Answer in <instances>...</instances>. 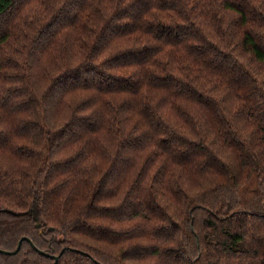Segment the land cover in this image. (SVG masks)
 Here are the masks:
<instances>
[{
    "label": "trees",
    "instance_id": "trees-1",
    "mask_svg": "<svg viewBox=\"0 0 264 264\" xmlns=\"http://www.w3.org/2000/svg\"><path fill=\"white\" fill-rule=\"evenodd\" d=\"M25 236L57 264H264V0H0V249Z\"/></svg>",
    "mask_w": 264,
    "mask_h": 264
},
{
    "label": "water",
    "instance_id": "water-1",
    "mask_svg": "<svg viewBox=\"0 0 264 264\" xmlns=\"http://www.w3.org/2000/svg\"><path fill=\"white\" fill-rule=\"evenodd\" d=\"M37 225H38V224H37ZM38 226H39V225H38ZM24 240L28 241V242L33 246V248L36 249L41 255H44V256H47V257H51V258H53V259H54V263H53V264H57L58 259H59V256L51 255L50 253L46 252L45 250H41V249L37 248V247L35 246V244L33 243V241H32L29 237H26V236L23 237V238L19 241L18 246H17V248H16L15 250H13V251H8V250L0 249V253L10 254V255L18 253L19 250L21 249V245H22V242H23Z\"/></svg>",
    "mask_w": 264,
    "mask_h": 264
}]
</instances>
